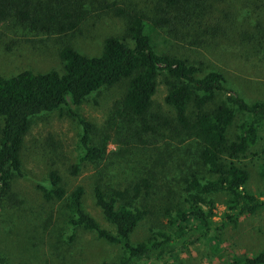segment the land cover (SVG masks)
I'll return each mask as SVG.
<instances>
[{
    "label": "trees",
    "instance_id": "obj_1",
    "mask_svg": "<svg viewBox=\"0 0 264 264\" xmlns=\"http://www.w3.org/2000/svg\"><path fill=\"white\" fill-rule=\"evenodd\" d=\"M242 1L0 0V24L21 28L26 36L74 34L86 19L103 13L123 22L122 34L105 37L96 56L65 45L58 53L60 69L0 74V218L9 211L10 217L21 215L24 200L13 181L25 176L22 149L33 119L59 111L81 130L80 157L68 176L76 177L84 165L97 168L90 191L110 229L87 211L85 186L70 187L57 170H49L46 185L38 189L45 202L57 206L58 220L71 229V237L82 230L119 249L115 260L101 264H171L200 243L218 256L217 264H264V250L251 256L220 253L225 229L264 208V200L244 187L248 172L238 164L264 125V102L247 103L221 72L157 51L152 42L156 32L195 49L228 38L264 54V0H247L252 9L235 6ZM159 83L166 88L167 108L153 111ZM118 85L123 91L115 115L125 133L145 146L161 140L163 148L155 150L160 161L147 156L154 166L115 184L105 181L109 165L100 168L110 135H99L77 107L91 94ZM237 115L243 120L231 140L227 131ZM260 176L264 179V169ZM216 198L223 200L221 213ZM141 225L145 234L134 240ZM8 229L0 228V264H10V247L3 241Z\"/></svg>",
    "mask_w": 264,
    "mask_h": 264
},
{
    "label": "rangeland",
    "instance_id": "obj_2",
    "mask_svg": "<svg viewBox=\"0 0 264 264\" xmlns=\"http://www.w3.org/2000/svg\"><path fill=\"white\" fill-rule=\"evenodd\" d=\"M238 4L247 6L248 9L253 8L247 0L236 3L235 6ZM248 23L252 22L249 20ZM122 30L123 22L106 13L86 19L74 34L26 36L23 29H10L7 23H2L0 74L11 76L22 70L46 72L60 69L58 53L65 45L82 54L96 56L101 52L103 39L107 36H120ZM152 42L157 51L186 57L192 62H200L205 70L221 72L227 85L247 103L264 102V54H256L246 49L243 43L241 45L228 38L215 40L204 48L195 49L156 32L152 36ZM122 91L121 85L103 89L88 96L77 107V112L96 126L99 135H110L108 153L100 168L103 164L109 165L108 170H105V181L115 184L138 175L142 169L154 166L146 163L151 162V158L147 156L160 161L162 158L156 157L155 150L163 148L161 140L152 141L145 146L132 140L129 132L125 133L123 121L115 115V104ZM165 94L166 88L159 83L153 96V111L167 108L163 101ZM242 120V115L235 117L227 131L229 139L233 140L238 134V126ZM80 131L76 121L63 112L55 111L33 119L22 149L25 176L13 181V190L19 199L24 200L21 215L19 217L16 211L10 217L9 211L0 218V221H4H1L0 228L9 227L8 233L3 235V241L5 246L10 247V264H101L119 256L118 248L97 240L94 234L78 230L75 231V237H71V229L58 220L57 206L45 202L38 189L39 185H46V173L57 170L70 187L77 184L85 186L84 204L87 211L103 227L110 229L95 206L90 191L92 175L97 168L90 164L84 165L76 177L68 176V167L78 162L80 157ZM138 147L144 150H139ZM163 155L162 151L160 157ZM166 161L169 165V159ZM238 164L248 172V179L244 184L246 190L264 200V179L260 176L264 169V125L258 129L256 144L249 148L244 157L238 159ZM216 203L217 212L221 213L224 210L222 198H216ZM144 234L145 228L141 225L133 238L140 239ZM262 250L264 208L256 215L241 217L235 227L225 229L220 245V253L223 255L251 256ZM217 260L218 256L212 254L207 244L200 243L180 254L171 264H217Z\"/></svg>",
    "mask_w": 264,
    "mask_h": 264
}]
</instances>
